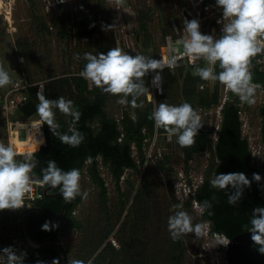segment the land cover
<instances>
[{"label":"trees","instance_id":"obj_1","mask_svg":"<svg viewBox=\"0 0 264 264\" xmlns=\"http://www.w3.org/2000/svg\"><path fill=\"white\" fill-rule=\"evenodd\" d=\"M30 1L32 2V0ZM58 14L61 20L68 18L66 13L58 11ZM169 15V19L172 18L171 14ZM34 20L38 33L48 30L47 24L38 16H35ZM140 27L143 31L145 24H141ZM59 33L65 36L62 31ZM162 34L165 37L168 34V29L165 28ZM144 37L143 47H146L147 35ZM91 38L93 37L89 34V39ZM21 44L26 45V43ZM21 44L19 40L16 42V46ZM91 46L95 45L91 44ZM96 47L98 51H102L100 43ZM81 62H85V60L81 59ZM197 65L203 66L204 61H198ZM194 67H188L184 63L178 62V66L174 68L173 72L166 69L164 71L165 76L168 75L173 82L178 81V78L182 79V85L178 86L177 90L171 85H169L171 87L165 89L166 85L164 83L163 93L156 95L158 99L156 100L155 98V104L158 105L161 102L172 103L176 101L175 96L178 94L181 100L187 102L191 101L195 96L196 106L199 107L213 108L218 105L220 98L218 82L212 84L209 81L201 80L193 74ZM215 70L219 71L218 68ZM79 72L52 78L46 84V94L49 99L64 96L74 102V105L81 113L75 127L82 132L84 140L78 147H69L60 143L59 138L50 132L47 124H42L45 143L38 152L34 153L38 160L34 171L39 175L40 169L46 167L48 160H55L57 165L64 170L73 167L79 168L81 176L86 173L92 184L98 189L100 207L103 213H98L95 221L88 217L84 221L74 217L72 213L82 201L78 196L67 204L66 221L58 229L42 230L41 225L47 219L37 212L27 213L24 217L26 233L31 239L36 241H44L46 239L59 241V236L64 234L65 231L77 230L82 233V237L78 245L66 247L69 259H81L86 264L89 260H91L92 264H148L150 259L144 253L146 244L141 248L135 244L134 233H145L149 230L151 220L150 207L153 200L156 199L155 183L150 180L146 169H144L133 194L131 204L135 231L132 230L131 235H128L126 219L128 216L126 214L123 218L121 217L123 212L127 211L128 213L126 201L129 198V191H123L119 182L127 171L140 173V167L146 160L145 148L155 135L156 137L162 136V138H165L166 133L163 130H156L153 126V121L149 119V115L155 105L153 102L147 101V95L138 98V103L143 101V107L133 108L134 116L128 111H124L121 118L117 120L105 110L106 93H103L95 86H90L88 81L79 76ZM252 80L262 84L264 93V74H252ZM200 84H205V88L200 89L198 87ZM197 88L198 91L196 93ZM230 94L232 100L225 102L220 110L221 120L216 142L212 144L209 137L210 130L202 128L191 146L180 147L186 168H188L187 162L195 154L204 152L207 149L212 150L213 160L207 166L203 182L196 189L194 197L199 205L205 200L212 203V207L209 210L212 213L211 215H208L207 211L203 214L200 213V219L209 224V237H211L212 233H216L224 235L227 239H231L234 235L246 231L244 225L248 223L252 212V208L246 202L252 204L254 208L264 206V173L261 175L262 180L260 182L253 181L249 187L244 189L243 195L235 205L227 203L225 191L217 190L209 184L210 178L217 173L243 172L249 179H251L254 172L258 173L256 164L252 160L247 138L242 136V121L238 114L240 101L233 93L230 92ZM190 104L194 108V105ZM258 113L261 118L260 141L263 145L262 157L264 165V100L258 109ZM55 120L59 124L57 131H69L72 124L71 117L57 111ZM101 166L105 167L110 173L118 192L119 210L117 213L110 214L108 191L105 180L100 174ZM155 166L157 169L165 171L174 203H180L179 200L175 199L176 197L173 194L170 183L173 175L170 157L160 152V157L156 158ZM125 183L131 190L136 185L130 177H127ZM229 190L231 191V189ZM51 191L55 192L58 189ZM63 202L62 197L58 194L51 197L43 196L42 199L34 201L33 204L45 210L51 215L53 221L57 222ZM181 204H183L185 209L190 210L192 207L190 199L183 201ZM18 214L19 211L9 212L7 209L0 212V248L11 245L15 249L14 240L17 239ZM102 215H104V218ZM114 231L115 233L112 234L113 238H111V233ZM115 244H118V246H115ZM174 246H176L175 249L177 247L180 248V239L176 240ZM26 252L27 256L24 259V264L51 262L52 258L58 257L57 251L51 248H41L33 251L26 250ZM181 254V248L178 252L176 250L177 256H181ZM238 259L239 264H264V254L257 251L254 243L239 249ZM176 264H178V257Z\"/></svg>","mask_w":264,"mask_h":264},{"label":"clouds","instance_id":"obj_2","mask_svg":"<svg viewBox=\"0 0 264 264\" xmlns=\"http://www.w3.org/2000/svg\"><path fill=\"white\" fill-rule=\"evenodd\" d=\"M65 0H60L64 3ZM215 7L221 13L217 23L221 25L219 34H205L200 31V21L196 18L184 19L181 37L182 51L179 55L155 59L153 56L136 53L130 55L118 45L106 52L83 53L85 60L79 76L90 82V86L99 88L103 93L116 97V103L130 105L133 108L143 107V101L138 98L151 95L150 86L157 93L163 91L162 73L165 68L171 70L178 66V60L188 57L190 61H204L206 66L196 65L193 74L203 81L218 82L225 90L233 93L241 103L249 106L256 103L257 89L254 84L249 64L252 57L264 51V0H215ZM207 10V9H206ZM226 21V22H225ZM115 25H103L104 31ZM80 59L79 54L76 55ZM218 68L219 71L215 69ZM151 74L150 85H146L145 77ZM9 73L0 67V88L12 84ZM130 97V99H129ZM38 103L35 104L38 115L37 133L42 124L49 126L50 132L59 138L60 143L69 147H78L84 140L82 132L75 127L81 113L71 99L58 96L55 99L46 98L44 85H38L36 92ZM71 117L72 124L68 132L57 131L59 124L55 120L56 112ZM156 130H163L170 138L176 137L180 147H189L195 142V137L203 126L201 117L193 106L184 101L179 104L161 102L153 107L149 115ZM21 129L35 125L18 122ZM44 143L42 133L37 139V148ZM35 152L24 153L18 158L19 151L15 143L0 142V210L19 209L25 206L26 195L33 191L35 185L58 189L65 203H70L76 197L85 199L87 191L81 190V172L73 167L64 170L55 160H48L46 167L35 173L38 164ZM259 173H253L251 179L243 172L217 173L210 178L209 184L217 190L225 191L227 203L235 205L243 195L244 189L253 181L260 182ZM231 189V191L229 190ZM211 201H202L200 213L209 211ZM183 204L174 203L167 218V231L172 240H178L186 234H194V238L204 236L205 225L193 222V217L187 211L181 210ZM57 227L55 223L46 221L42 230L49 231ZM250 239L257 251L264 254V206L252 209L251 217L246 225ZM24 253H17L13 246L0 248V264H24ZM44 264V262H37ZM51 264H60V258H52ZM67 264H86L84 260L72 258ZM87 264H92L91 260Z\"/></svg>","mask_w":264,"mask_h":264},{"label":"rangeland","instance_id":"obj_3","mask_svg":"<svg viewBox=\"0 0 264 264\" xmlns=\"http://www.w3.org/2000/svg\"><path fill=\"white\" fill-rule=\"evenodd\" d=\"M182 3L192 9L190 0H123L124 9H126L125 6L130 5L132 12L128 13L127 11L130 10L127 8V11L122 14L118 13L117 5L119 2L115 0H67L64 7L69 12V18L62 24L57 18L58 9L49 7L50 12H46V5L49 4L47 0H32V3L30 0H0V67H3L9 73L12 81L19 75H23L30 81L45 80L47 84L49 80L56 76L78 73L85 63L81 62L85 52L93 54L106 52L107 48L118 45L130 55L140 53L157 59L161 53V47L165 43L163 30L167 28L168 34L171 36L176 34L171 27V21H169L170 15L165 12V9L170 5L174 6V4L180 5ZM149 10L151 11L148 12ZM35 16H38L46 24H53L52 19H56L57 26L52 29L48 28L43 33H38L34 20ZM171 16L180 29L183 26V13L175 11ZM187 19L190 20V17L187 16ZM141 23L145 24L143 31L141 27H138ZM103 25L115 26L104 31ZM60 31L65 33V36H62L59 33ZM89 34L93 38L89 39ZM145 35H147V46L143 47ZM18 40L20 44L26 43V45L16 46ZM98 42L102 47V51H98L97 47L95 48L96 45H99ZM91 44L95 46H91ZM77 54H79L80 59L76 58ZM162 75H164L165 89L172 86L177 90L178 86L182 85V79L178 78V81L173 82L168 75L165 76L164 72ZM145 81L147 85L149 77L148 79L145 77ZM209 83L213 84L211 81ZM218 88H220L219 83ZM197 91L198 88L196 93ZM106 96L105 110L110 116L119 119L124 111H128L134 116L133 107L117 104L116 97L109 94H106ZM147 96L150 98V95ZM256 97L254 105L245 104L244 122L241 125L242 136L247 138L249 149L255 148L263 151V145L260 141L261 118L258 113V109L264 100L263 91L257 89ZM175 99L176 101L171 104L184 102L178 94ZM150 102L156 105L155 99ZM189 102L194 105V109L198 108L195 96ZM36 116L38 115L35 113L32 117ZM14 119L18 122L28 120L20 113H16ZM216 121L217 115L215 110L212 109L211 114L204 120V127L210 130V135L215 130ZM18 139H24V129H18ZM160 152L167 154L171 159L173 175L170 183L174 173L185 167L183 152L176 143L175 136L169 138L166 134L165 138H162V136L156 137V135L152 138L145 148L146 160L140 167V173L127 171L120 178L119 184L122 190L129 191V198L126 201L128 213L127 211L123 212L121 217L123 218L126 214L128 216L126 218L128 224L127 234L131 235V231H135L131 211L132 198L140 181L141 173L146 169L150 180L155 183L156 199L153 200L150 207L149 230L145 233H134V241L140 248L146 244L144 253L150 259L148 264H176L177 257L178 264H224V240L220 237H209L205 234L209 224L200 219L199 209L194 206L190 210L184 207L181 210L192 215L194 223L202 222L205 225L204 236L194 238V234L191 233L182 236L179 246L182 249V254L181 256L176 255V250L178 252L180 248L175 249L176 240H172L167 231V218L171 214L169 209L174 204V198L170 193L165 171L159 170L155 166L156 158L160 157ZM212 160V150L207 149L204 152L195 154L192 161L187 162V165L193 169V177L199 178L204 176L207 166ZM100 174L106 183L110 214L117 213L119 199L114 181L103 166L100 167ZM127 177H130L136 183L133 190L127 187L125 183ZM80 185L82 192L87 191L88 196L76 206L72 215L82 221L87 217L95 221L98 213L102 212L98 189L92 184L86 173L81 176ZM182 202L180 201V203ZM102 217L104 218V215ZM114 233L115 231L111 233V238H113L112 234ZM81 237L82 233L80 231L67 230L59 236V241L66 247L74 246L79 244ZM115 246H118V244H115Z\"/></svg>","mask_w":264,"mask_h":264},{"label":"built area","instance_id":"obj_4","mask_svg":"<svg viewBox=\"0 0 264 264\" xmlns=\"http://www.w3.org/2000/svg\"><path fill=\"white\" fill-rule=\"evenodd\" d=\"M115 1L118 2L117 0ZM190 2L192 9L189 8L183 9L182 12L185 11L191 15V19L196 18L200 21V31L202 33L218 35L220 32L221 25L217 23V20L220 18L221 13L215 7V0H190ZM184 19L185 18L183 17V21ZM170 24L176 34H174V36L167 34L164 37L165 43L161 47V53L157 59L168 58L173 55L178 56L179 53L182 51L181 37L186 35V33L182 31L183 26L180 27L179 29V27L175 24L174 19H172ZM178 62L184 63L188 67H194L198 63V61H194V62L190 61L186 56L179 59ZM203 66H206L205 62ZM166 69L167 68H165L164 71ZM249 71L252 74H256V73L264 74V51L258 53L256 56L251 58L249 64ZM148 77H149V85H150L151 74ZM253 83L261 85L259 89L263 91L262 89L263 87L261 83H257V82H253ZM40 84L44 85V94L47 98L45 80L30 81L29 79L25 78L23 75H19L17 78H15L13 80V83L9 84L6 88H0V142L9 143V142H13L15 139L18 142L25 144L26 149L19 152L20 155L18 156V158H22L23 154L27 152H37L45 143L43 126L41 125L40 127V133H37L39 118L38 116L32 117L36 113V111L30 114L29 116H25L21 110V106L29 100L32 101L34 104L38 103L36 99V92L38 91V85ZM205 86H206L205 84H200L198 87L200 89H203L205 88ZM161 87L163 89V82ZM150 93H151L150 98H148L147 96V99L148 101H153L156 98V95L162 94L163 91L161 93H157L156 89L150 86ZM231 100H232V96L230 94V91L225 90L224 87L220 85V98L218 105H216L213 108H203L198 106V108L196 109V111L201 117V123L203 124V126L200 129L205 128L204 120L208 118L209 114H211L212 109L215 110V113L217 115L215 130H213V133L211 135L209 134L212 144H214L218 138L217 131L221 120L220 110L225 102ZM16 113H20L22 114V116L28 118V120L23 121L22 123L35 125L34 127L24 129L23 140L18 139V129L20 127L18 126V120L14 119ZM238 114L240 120L243 123L244 122L243 119L245 116V103L240 102ZM41 133L44 138V143L38 146L37 151H35L36 149L35 150L28 149L32 144H37V139L40 138ZM250 150H251L252 160L256 164L258 173L260 175H263L264 173V165H263V157H262L263 151H260L259 149L256 150L255 148H251ZM191 161L192 159L189 160V163ZM202 182H203L202 176H200L199 178H195L193 177V169L189 166L188 168L184 167L182 168V170L176 171L174 173V177L171 182L173 194L176 197V199L179 201H186L187 199H190L192 206L198 207L199 209V203L197 199L194 197V195L196 189L199 187V185ZM43 190L44 187L35 185L33 187V191L26 195L25 206L15 210L13 209H7V210L9 212H17L23 208L28 207L34 201L43 198L44 196ZM209 232L210 231L208 228L205 234L209 236ZM210 236L211 237L214 236L218 238L220 237L221 239H223L225 242L223 246H225L228 241V239L221 234L212 233ZM14 243L16 245L15 250L17 251V253L18 254L21 252L24 253L25 254L24 259H25V257L27 256V252H26L27 249L17 239L14 240ZM224 264H226L225 258H224Z\"/></svg>","mask_w":264,"mask_h":264},{"label":"water","instance_id":"obj_5","mask_svg":"<svg viewBox=\"0 0 264 264\" xmlns=\"http://www.w3.org/2000/svg\"><path fill=\"white\" fill-rule=\"evenodd\" d=\"M183 17L187 19V16L190 17L191 15L185 11L182 12ZM21 110L25 116H29L30 114L34 113L36 111L35 104L32 101H27L21 106ZM38 152V151H37ZM45 197H51L56 196L59 194V192H49L48 188H44L43 190ZM68 203L63 202L60 213H59V219L57 222H54L51 218V215L48 214L45 210L42 208L34 205L33 203L29 205L26 208H23L19 210V216H18V231L16 233V237L21 244L30 251L41 249V248H51L57 251L58 257L60 258V264H67V260L69 258L67 248L64 246L61 242L56 240H49L46 239L44 241H36L31 239L27 233L26 228L24 224V217L29 212H37L43 215L48 222L55 223L57 227L54 229H58L62 226V224L66 221L65 219V212H66V206ZM252 209H254V206L250 204L249 202H246ZM250 233L247 231L240 232L236 235H234L231 239H228L226 245L224 246V258L226 264H239L238 259V250L246 247L248 245L253 244V241L250 239ZM44 264H51V262H46Z\"/></svg>","mask_w":264,"mask_h":264},{"label":"flooded vegetation","instance_id":"obj_6","mask_svg":"<svg viewBox=\"0 0 264 264\" xmlns=\"http://www.w3.org/2000/svg\"><path fill=\"white\" fill-rule=\"evenodd\" d=\"M43 1H45V0H43ZM47 1H48L49 4L46 5V8H47L46 12H48V13L50 12V8H49V7H55L56 10L58 9V10H57V18L59 19V21L63 24L66 20H68V18H69V12H68V10L65 9V7H64V3H66L67 0H65L64 3H60V0H47ZM117 1L119 2V4L117 5L118 13H122V14H123L125 11H127V10H126L127 8H128V10H130V11H127L128 13H129V12H132L130 5L125 6L126 9H124L123 0H117ZM31 3H32V2H31ZM183 9H188V7H187L186 4H184V3H182V4H180V5H176V4H174V6H171V5L168 6L167 9H165V12L168 13V14H172V13H174L175 11L182 12ZM58 11H61V13H66V14L68 15V18H66V20H61V19L59 18ZM150 11H151V10H149L148 12H150ZM159 12H160V11H159ZM169 21H172V18H170ZM91 22H92V21H91ZM52 23H53V24H47V26H48L49 29H52L53 27L57 26V21H56V19H54V20L52 19ZM141 24H142V23H141ZM141 24H140V25H141ZM138 27H140V26H138ZM12 68H13V67H12ZM44 188H45V187H44ZM49 192L52 193V191H50V190H49Z\"/></svg>","mask_w":264,"mask_h":264},{"label":"bare ground","instance_id":"obj_7","mask_svg":"<svg viewBox=\"0 0 264 264\" xmlns=\"http://www.w3.org/2000/svg\"><path fill=\"white\" fill-rule=\"evenodd\" d=\"M2 14V13H1ZM13 143L16 144L17 148H18V151L21 152L23 150H25V144L21 143V142H18L17 140L14 139ZM37 147V144H32L28 149H32V150H35ZM18 240V239H17Z\"/></svg>","mask_w":264,"mask_h":264},{"label":"crops","instance_id":"obj_8","mask_svg":"<svg viewBox=\"0 0 264 264\" xmlns=\"http://www.w3.org/2000/svg\"><path fill=\"white\" fill-rule=\"evenodd\" d=\"M170 71L173 72L174 70L171 69ZM163 80H164V75H163ZM163 90H164V81H163Z\"/></svg>","mask_w":264,"mask_h":264}]
</instances>
